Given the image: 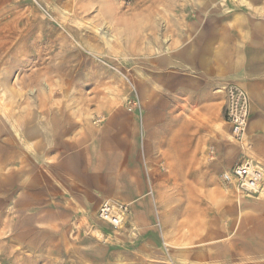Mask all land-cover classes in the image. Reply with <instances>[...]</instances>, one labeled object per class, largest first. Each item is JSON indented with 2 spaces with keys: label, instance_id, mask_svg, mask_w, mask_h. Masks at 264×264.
Segmentation results:
<instances>
[{
  "label": "rangeland",
  "instance_id": "rangeland-1",
  "mask_svg": "<svg viewBox=\"0 0 264 264\" xmlns=\"http://www.w3.org/2000/svg\"><path fill=\"white\" fill-rule=\"evenodd\" d=\"M225 16L264 61V0H0V264H214L212 217L258 196L264 169L243 194L205 164L166 162L184 140L153 115L158 75L195 73L194 29ZM182 94L174 114L247 151L245 132L231 140ZM106 201L126 208L119 227L97 218Z\"/></svg>",
  "mask_w": 264,
  "mask_h": 264
},
{
  "label": "crops",
  "instance_id": "crops-1",
  "mask_svg": "<svg viewBox=\"0 0 264 264\" xmlns=\"http://www.w3.org/2000/svg\"><path fill=\"white\" fill-rule=\"evenodd\" d=\"M226 19L230 20L231 17H220L221 23H215L216 27H213L212 23L210 28L207 26L194 29L195 34L191 42L194 41L196 50L190 55L188 64L196 69L195 73L174 72L172 75L165 74L162 79V75H158V81L161 83L163 80L162 87L165 90L164 95L159 94L157 106L164 100L165 111L153 115L154 122L160 125L163 121V127L159 130L175 132L176 138L184 140L183 145L173 142L168 146L169 155L164 161L189 165L192 168L197 164H205L210 173L219 179L222 171L233 166L244 156H248L264 169V106L260 101L263 94L259 76L257 77L260 72L253 70L263 68L264 61L254 59L256 49L251 47L252 44L248 43L242 34V24L238 22L225 25L223 21ZM262 34L264 35V30ZM228 81L237 83L249 93L251 115L246 130L247 151L234 145L230 146L227 142L209 139V135L207 138L202 137L205 127L197 124L195 120L179 117L169 108L170 96H173L171 102L176 104L175 97L181 98L182 93L189 91L194 94L192 99L196 101L195 107L201 111L200 114L208 118V123L220 119L224 122L223 94L218 89ZM145 124L143 129L148 132V116ZM160 157L155 154L148 155L150 163L161 162ZM181 173L182 171L176 174L180 176ZM197 173L188 171L184 174L185 178H190L193 174L191 178L196 179ZM141 185L143 187V183ZM219 211L220 214L212 217L211 230L206 232V241L214 244L219 251L214 257L207 255L204 261L214 264H264V186L251 202L222 203ZM206 223L208 224L209 220ZM189 259L190 262L198 260L192 250Z\"/></svg>",
  "mask_w": 264,
  "mask_h": 264
},
{
  "label": "built area",
  "instance_id": "built-area-1",
  "mask_svg": "<svg viewBox=\"0 0 264 264\" xmlns=\"http://www.w3.org/2000/svg\"><path fill=\"white\" fill-rule=\"evenodd\" d=\"M219 91L223 94L222 118L229 125L231 137L238 140L243 136L251 115L248 93L233 81L224 83ZM220 179L224 184L234 182L242 192L250 193L257 190L261 184L263 171L249 161H239L222 171ZM124 215V205L114 202H104L97 211V218L112 227H119Z\"/></svg>",
  "mask_w": 264,
  "mask_h": 264
},
{
  "label": "bare ground",
  "instance_id": "bare-ground-1",
  "mask_svg": "<svg viewBox=\"0 0 264 264\" xmlns=\"http://www.w3.org/2000/svg\"><path fill=\"white\" fill-rule=\"evenodd\" d=\"M224 85V84H223ZM222 85V86H223ZM222 86L218 89V90H220L221 88H222ZM245 90V89H244ZM248 123H249V120H248ZM247 126H248V124H247ZM247 126H246V129H245V134H246V130H247ZM231 137V136H230ZM231 140H233V141H236L235 139H233L232 137H231ZM249 162H251V163H253V164H255V165H257V166H259L260 168H261V170H263L262 169V167L259 165V164H257V163H255L254 161H249ZM221 180V179H220ZM222 181V180H221ZM232 183H234V182H232ZM235 184V183H234ZM236 185V184H235ZM237 186V185H236ZM238 187V186H237ZM239 189V188H238ZM239 191L240 192H242L240 189H239ZM243 194H245L244 192H242ZM246 193H248V192H246ZM125 217V215L123 216V218ZM122 218V219H123ZM124 220V219H123ZM123 222V221H122Z\"/></svg>",
  "mask_w": 264,
  "mask_h": 264
}]
</instances>
